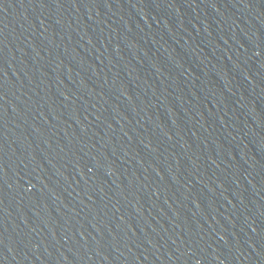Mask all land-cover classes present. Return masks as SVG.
I'll return each mask as SVG.
<instances>
[{"label":"water","instance_id":"1","mask_svg":"<svg viewBox=\"0 0 264 264\" xmlns=\"http://www.w3.org/2000/svg\"><path fill=\"white\" fill-rule=\"evenodd\" d=\"M0 264H264V0H0Z\"/></svg>","mask_w":264,"mask_h":264}]
</instances>
